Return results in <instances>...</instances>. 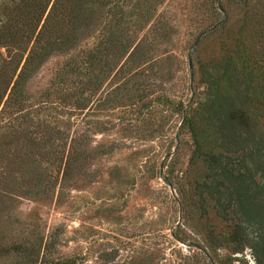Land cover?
Listing matches in <instances>:
<instances>
[{
    "label": "rangeland",
    "instance_id": "374dc122",
    "mask_svg": "<svg viewBox=\"0 0 264 264\" xmlns=\"http://www.w3.org/2000/svg\"><path fill=\"white\" fill-rule=\"evenodd\" d=\"M221 3L226 17L218 0L96 3L27 74L15 107L17 77L0 72V249L52 234L50 258L74 264L264 261L256 223L233 209L222 217L211 199L206 215L192 204L205 171L192 164L186 112L224 56L264 60V0ZM248 63L259 77L264 62ZM4 254L0 264L16 263Z\"/></svg>",
    "mask_w": 264,
    "mask_h": 264
},
{
    "label": "trees",
    "instance_id": "16d2710c",
    "mask_svg": "<svg viewBox=\"0 0 264 264\" xmlns=\"http://www.w3.org/2000/svg\"><path fill=\"white\" fill-rule=\"evenodd\" d=\"M109 2L0 0V49L5 50L0 72L5 77L8 68H12V80L17 77L7 102L14 107L19 105L23 81L35 64L60 43L66 44L76 37L86 24L81 16L87 10L94 9L96 3L106 7ZM109 8L110 17L118 18ZM221 12L226 17V11ZM245 54L226 55L222 65L214 67V82L207 85L204 97L186 112L183 124L195 144L192 164L205 171L195 179L193 196L197 199H192V204L203 215L208 212L205 207L208 199L213 200L222 217L233 209L258 225V243L264 247V123L260 116L264 110V70L256 77L248 63L260 67L264 60ZM19 115L17 110L11 116ZM56 245L57 239L52 234L26 237L1 244L0 254L15 257V264H74L50 258ZM258 262L264 264L262 260Z\"/></svg>",
    "mask_w": 264,
    "mask_h": 264
},
{
    "label": "water",
    "instance_id": "95a60500",
    "mask_svg": "<svg viewBox=\"0 0 264 264\" xmlns=\"http://www.w3.org/2000/svg\"><path fill=\"white\" fill-rule=\"evenodd\" d=\"M219 1V7H220V10L223 11L225 13V10L222 6V3H221V0H218ZM224 19L220 20L216 25H214L212 28H210L209 30L201 33L199 35V37L196 39L195 41V44L193 46V49L191 50V52L195 49V47L197 46V44L199 43L200 39L202 38V36L210 31V30H213L215 29L217 26H219L222 22H223ZM189 65H190V77H191V87L193 88V85H194V65H193V58H192V54L190 53L189 54Z\"/></svg>",
    "mask_w": 264,
    "mask_h": 264
}]
</instances>
